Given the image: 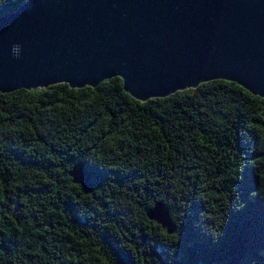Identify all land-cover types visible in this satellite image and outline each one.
<instances>
[{
	"label": "trees",
	"instance_id": "1",
	"mask_svg": "<svg viewBox=\"0 0 264 264\" xmlns=\"http://www.w3.org/2000/svg\"><path fill=\"white\" fill-rule=\"evenodd\" d=\"M0 264H264V99L214 80L141 102L119 77L0 93Z\"/></svg>",
	"mask_w": 264,
	"mask_h": 264
},
{
	"label": "water",
	"instance_id": "2",
	"mask_svg": "<svg viewBox=\"0 0 264 264\" xmlns=\"http://www.w3.org/2000/svg\"><path fill=\"white\" fill-rule=\"evenodd\" d=\"M114 77L141 102L214 80L264 99V0H29L0 16L1 94ZM68 175L91 191L82 164ZM147 216L172 229L164 204Z\"/></svg>",
	"mask_w": 264,
	"mask_h": 264
},
{
	"label": "clouds",
	"instance_id": "3",
	"mask_svg": "<svg viewBox=\"0 0 264 264\" xmlns=\"http://www.w3.org/2000/svg\"><path fill=\"white\" fill-rule=\"evenodd\" d=\"M12 53L14 56L19 57L20 54V45L16 44L12 46Z\"/></svg>",
	"mask_w": 264,
	"mask_h": 264
}]
</instances>
